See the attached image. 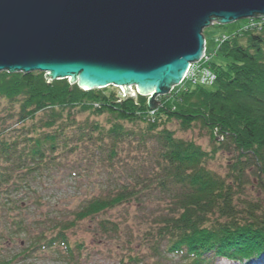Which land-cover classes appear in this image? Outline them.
I'll use <instances>...</instances> for the list:
<instances>
[{
  "label": "trees",
  "instance_id": "obj_1",
  "mask_svg": "<svg viewBox=\"0 0 264 264\" xmlns=\"http://www.w3.org/2000/svg\"><path fill=\"white\" fill-rule=\"evenodd\" d=\"M254 22L216 50L220 63L197 70L208 83L182 85L155 109L147 96L123 98L109 86L1 71L0 264L48 250L89 264L94 252L70 236L87 222L94 243L120 253L122 264H244L264 254V201L244 195L250 172L264 183V19ZM173 121L183 131L200 125L213 149L176 137L166 126ZM122 145L142 152L136 165L123 163ZM218 152L230 156L225 175L207 166ZM68 169L70 178L96 181L76 207L48 203L39 219V186ZM154 199L165 204L138 236L107 216L131 205L143 212Z\"/></svg>",
  "mask_w": 264,
  "mask_h": 264
},
{
  "label": "water",
  "instance_id": "obj_2",
  "mask_svg": "<svg viewBox=\"0 0 264 264\" xmlns=\"http://www.w3.org/2000/svg\"><path fill=\"white\" fill-rule=\"evenodd\" d=\"M260 16L264 0H0V72L135 85L154 109L203 58L205 28Z\"/></svg>",
  "mask_w": 264,
  "mask_h": 264
},
{
  "label": "rangeland",
  "instance_id": "obj_3",
  "mask_svg": "<svg viewBox=\"0 0 264 264\" xmlns=\"http://www.w3.org/2000/svg\"><path fill=\"white\" fill-rule=\"evenodd\" d=\"M255 20L258 19H243L234 21L228 24H219L218 22H214L211 26L205 28L204 30V36L206 39V51H205V58H202L199 62L196 63L194 66V70L203 67L205 70H207V63L213 59V62L220 63L222 60V57L216 56V50L222 45V43L226 42L227 37H231V35L238 34V32H235L236 30H240L245 27V25L248 23V25L255 24ZM235 33V34H233ZM230 35V36H229ZM206 74L207 71H205ZM210 76V75H209ZM70 81H73L70 79ZM186 85H195L193 78L190 77L186 79L182 84L179 86H176L173 89V92L178 87H182ZM135 85L130 86V92L134 95L135 91ZM109 90H114L117 93L122 89L118 86H109ZM125 91V90H124ZM133 91V92H132ZM164 96H159L156 98V104L159 107L161 102V98ZM160 103V104H159ZM106 116H101L100 121L105 122ZM168 128L174 131L175 136L178 138L186 139V140H192L195 141L197 144H199L203 149L205 150H212L214 147V144L210 140L209 135L206 133L204 129L201 128L200 125H195L192 129L188 131L181 130L179 124L177 121L168 122L166 125ZM122 158L123 163L128 164V166H134L137 162L138 158H141L142 152H135L133 151L132 147L129 145H122ZM76 158V157H73ZM230 161V156L224 154L223 152H218L214 158L209 159L207 162V166L209 169L225 175L227 174L229 167L228 162ZM70 169H68L64 173H57L51 178L44 180L43 184L39 186L38 188V196L43 201V207L38 211L37 217L40 219V214L48 210L47 206L45 204L48 203H54V202H61L60 207H76L79 201V198L81 196V191L86 190L87 187L85 185L90 183L91 185L95 183V176H92L91 181L89 182L87 178L81 177L80 178H70ZM249 178L246 180L247 183L245 184L246 192H245V198L254 201H264V183L263 185L260 184L261 180L256 179L255 176L251 174V172L248 174ZM252 175V176H251ZM159 204L164 205L165 202H158V200L154 199L149 202H147V210L143 212H139L138 209L134 205L129 206L127 209H120V210H112L109 212V215L112 219H120L121 222H125L127 224V227L131 229V231L138 236L139 232H143L148 227H150V224L145 222L148 215L150 216L153 212H155L159 206ZM125 217L126 220L122 219V217ZM106 216V217H107ZM104 217V216H103ZM123 217V218H124ZM88 223V222H87ZM84 223L81 225L80 228H78L75 233L70 234L72 241H85L87 244V247L89 251H92L94 253L90 256L89 264H122L119 263L118 258L120 256V253H117L113 251V253H108L107 246L102 244H95L97 242L96 236H94L93 231L89 228V224ZM95 241V243H94ZM90 247V248H89ZM94 248L95 250H93ZM19 248H16V250ZM65 257L60 252H56L53 250H48L45 252H38L36 253L32 258L28 259H22L21 261L17 262L15 261L13 264H69L65 263ZM85 262V261H84ZM83 262V263H84ZM215 264H238L233 262L232 260H228L227 258H217L214 261ZM244 264H264V254H261L260 256L250 259V261H244Z\"/></svg>",
  "mask_w": 264,
  "mask_h": 264
},
{
  "label": "built area",
  "instance_id": "obj_4",
  "mask_svg": "<svg viewBox=\"0 0 264 264\" xmlns=\"http://www.w3.org/2000/svg\"><path fill=\"white\" fill-rule=\"evenodd\" d=\"M261 19H264V17L261 18ZM250 25H251V24H250ZM254 25H255V24H253V25H251V26H254ZM205 54H206V53H205ZM205 54H204L203 58L206 57ZM193 68H194V64L190 67V69H189V71L187 72V75L185 76L184 80H186V79L192 77V78H193V81H194V84L199 83V82H200L201 84L208 83V82L206 81V78L209 77V74H203L202 77L199 78L198 76H201V74L196 73L198 69L194 70ZM212 79H213V78H212ZM214 79H215V77H214ZM212 81H213V80H212ZM209 83H210V82H209ZM211 83H212V82H211Z\"/></svg>",
  "mask_w": 264,
  "mask_h": 264
},
{
  "label": "bare ground",
  "instance_id": "obj_5",
  "mask_svg": "<svg viewBox=\"0 0 264 264\" xmlns=\"http://www.w3.org/2000/svg\"><path fill=\"white\" fill-rule=\"evenodd\" d=\"M140 90V89H139Z\"/></svg>",
  "mask_w": 264,
  "mask_h": 264
}]
</instances>
